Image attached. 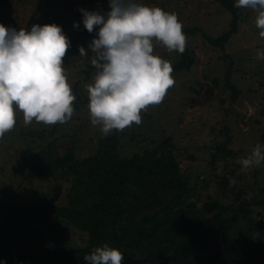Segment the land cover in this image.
I'll return each instance as SVG.
<instances>
[{
  "label": "rangeland",
  "instance_id": "374dc122",
  "mask_svg": "<svg viewBox=\"0 0 264 264\" xmlns=\"http://www.w3.org/2000/svg\"><path fill=\"white\" fill-rule=\"evenodd\" d=\"M91 1L0 0V23L6 27L17 31H30L34 24L55 23L62 27L71 43L64 68L76 96L75 113L67 123L46 126L33 121L26 127L23 113L17 111L15 128L0 139V213L6 203L37 201L54 193L58 185L61 194L55 203L69 202L73 177L27 175L30 158L51 141L59 149L74 147L77 158L83 159L95 155L100 149V140L115 133L118 136L115 148L120 157L143 154L171 137L181 171L192 191L189 201L195 204V211L207 213L204 203L211 197H220L228 205L238 204L237 191L250 203L248 216L238 213L237 208L229 211L230 216L239 214L232 231L243 246L237 259H245L244 252L252 245L251 241L264 235L259 226L264 220V163L247 169L238 163L257 144L264 146V61L256 59L257 51L264 49V39L259 37L255 26L257 14L242 8L238 31L223 49L204 35L214 38L230 27L232 13L220 0H141L140 4L176 13L183 30L196 28L189 40L195 62L190 68L173 71L174 86L160 105L150 106L141 113L139 126L104 135L99 126L91 124L86 89V85L94 83L97 72L91 64L94 53L88 47L97 38L99 27L89 33L80 9L98 12L97 7L108 0ZM74 24H79V28ZM81 45L87 51L86 57L80 56ZM154 54L171 64L182 58V54L169 53L161 44L155 45ZM228 138V150L217 149ZM223 179L234 181V191H222ZM144 206L142 201L131 198L128 212L140 217L143 211L139 208ZM40 224L45 230L43 241L49 246L67 249L85 246L88 242L87 233L66 218L60 220L56 231L50 230L44 219ZM0 264H4L1 259Z\"/></svg>",
  "mask_w": 264,
  "mask_h": 264
},
{
  "label": "trees",
  "instance_id": "16d2710c",
  "mask_svg": "<svg viewBox=\"0 0 264 264\" xmlns=\"http://www.w3.org/2000/svg\"><path fill=\"white\" fill-rule=\"evenodd\" d=\"M135 2L140 4L141 0ZM220 2L232 13L230 27L214 38L204 35L225 49L238 31L243 12L234 7L236 0ZM109 3L97 7L98 12L106 15ZM195 31L192 27L183 30L187 47L182 58L172 64L174 71L194 64L189 40ZM117 142L116 133L106 136L95 155L79 159L74 147L59 149L51 141L30 158L29 177H73L70 199L67 204L55 203L61 194L58 185L54 193L37 201L6 203L0 213V259L4 264H88L85 255L104 244L124 254L122 264H264L263 234L251 241L245 259H237L243 246L232 229L239 214L230 216L229 211L237 208L238 213L248 216L251 208L241 192H236L238 204L228 205L220 197H211L204 203L207 213H198L189 201L192 191L171 137L152 150L130 157L118 155ZM228 143L229 138L217 149L227 151ZM220 183L222 191H234L229 181ZM131 198L145 204L139 208L143 211L140 217L128 212ZM64 218L87 233L85 246L65 249L44 243L40 221L44 219L48 228L56 231ZM259 226L264 230V220Z\"/></svg>",
  "mask_w": 264,
  "mask_h": 264
},
{
  "label": "clouds",
  "instance_id": "9594fccd",
  "mask_svg": "<svg viewBox=\"0 0 264 264\" xmlns=\"http://www.w3.org/2000/svg\"><path fill=\"white\" fill-rule=\"evenodd\" d=\"M109 7L106 15L80 9L89 33L99 27L88 47L97 72L86 89L91 124L104 135L139 126L141 113L164 101L175 84L174 69L170 61L154 54L155 45L183 54L188 41L176 13L135 0H110ZM234 7L257 14L255 26L264 39V0H236ZM70 47L55 23L34 24L30 31L0 23V139L15 128L17 111L23 113L26 127L33 121L53 126L72 119L76 96L64 68ZM79 53L87 56L84 46H79ZM256 59L264 61V49L257 51ZM238 163L245 169L260 167L264 146L257 144ZM123 259L124 254L108 244L84 257L88 264H122Z\"/></svg>",
  "mask_w": 264,
  "mask_h": 264
},
{
  "label": "flooded vegetation",
  "instance_id": "af4514ba",
  "mask_svg": "<svg viewBox=\"0 0 264 264\" xmlns=\"http://www.w3.org/2000/svg\"><path fill=\"white\" fill-rule=\"evenodd\" d=\"M91 2H93V0Z\"/></svg>",
  "mask_w": 264,
  "mask_h": 264
}]
</instances>
